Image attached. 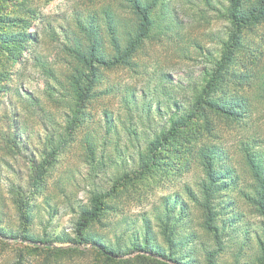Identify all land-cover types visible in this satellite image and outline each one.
<instances>
[{"label": "trees", "instance_id": "16d2710c", "mask_svg": "<svg viewBox=\"0 0 264 264\" xmlns=\"http://www.w3.org/2000/svg\"><path fill=\"white\" fill-rule=\"evenodd\" d=\"M202 1L207 10L218 13L227 26L224 38L218 39L216 50H206L199 42L189 45L203 53L208 63L199 81L191 80L186 86L173 85L168 74L157 72L140 93L134 87L118 84L108 86L103 92L98 89L105 84V69L125 66L138 76H146L148 68L146 70L144 65L140 71L137 68L141 65L137 66L132 61L135 54L142 52L148 43L167 40L186 50L189 43H186L184 32L187 27L176 15L175 0H114L100 8L88 7L86 14L77 10L75 22L62 30L65 42L63 56L58 60L60 68L52 66L38 54L40 37L36 31L29 32L34 27V21L41 20L40 17L32 15L29 20L9 19L8 28H13L14 32L6 33V25L0 26V50L9 55L10 66H22L24 60L42 73L47 80L48 99L62 111L61 121L58 122L41 108L36 98L28 93L16 92L18 99L27 105L26 111L32 107L41 110L47 134L45 139L40 138L39 153L34 154L30 162L33 174L29 181L30 193L23 192L21 187H13L20 230L8 234L0 224V238L10 236L14 240L20 238L41 245L54 242L92 245L108 261L122 259L133 251H146L173 264H201L199 249L194 250L191 246L196 236L181 235V230L189 225L192 213L178 193L162 198L161 204L154 210V218L144 219L143 228L133 235L134 239L127 248L119 243L109 244L89 230L90 225L100 221L109 209L106 201L115 196L119 189L133 177L148 174L161 166L162 153L169 149L173 141L184 136L195 118L202 117L208 127L211 115L243 123L252 112L248 99L224 95L226 88L222 87L225 81L222 76H226L227 69L235 63L238 53L244 48L241 29L264 22V0ZM53 33L55 36L56 33ZM25 52L30 54L29 58ZM259 71V76L263 75L259 82V90L263 94H257V99L262 100L264 64ZM1 81L4 86L0 87V95L11 92L13 88L9 85L14 82L12 76H4ZM187 92H190L188 99L180 102L178 95ZM119 94L120 112L115 114L106 110L101 121H93L88 111L90 102L103 95L118 97ZM22 95L26 99L23 100ZM91 121L93 126L82 139V162L89 171L90 182L102 177L108 185L94 189L88 203L77 206L68 194L67 183L70 180L58 179L55 186L59 195L68 200L67 206L76 214L73 237L65 233L39 235L34 227L37 221L38 224L43 223L42 209L32 199L37 194L45 193L44 183L48 175L52 174L60 157L74 144L78 130ZM156 121H159L158 124L152 126ZM25 128L21 124L19 130L9 135L10 150L18 147V134ZM258 141L257 138H248L242 142L240 149L253 180L241 196L262 217L255 227L247 224L245 215L237 213L233 203L227 199L238 188V178L229 166V155L222 146L202 144L200 139L194 151L185 150L177 154L181 165L179 173H189L195 166L200 174L195 187H184L190 201L203 212L202 228L207 235H212L216 243L214 249H218L206 250L207 264H215V255L225 252L228 246L237 250L238 255L253 249L258 264H264V152L256 146ZM169 151L173 152L174 148ZM73 178L69 177L71 180ZM45 203L47 207L44 209H50V217H53L58 208L51 205L49 198L45 199ZM223 237L228 238L230 243Z\"/></svg>", "mask_w": 264, "mask_h": 264}, {"label": "rangeland", "instance_id": "374dc122", "mask_svg": "<svg viewBox=\"0 0 264 264\" xmlns=\"http://www.w3.org/2000/svg\"><path fill=\"white\" fill-rule=\"evenodd\" d=\"M114 0H0V26L6 25L5 31L14 32L9 19L29 20L32 15L41 20L34 21V27L29 32H37L40 37L38 54L49 61L52 66L60 68L58 60L63 56V44L65 42L62 30L75 22L77 10L87 13L88 7L100 8L106 2ZM190 1V0H189ZM218 0H214L216 2ZM191 2V1H190ZM197 3V5L194 3ZM187 3L184 0H175L177 16L186 24L185 35L188 47L183 51L170 41H154L148 43L145 49L136 53L133 64L140 66L138 70L145 69L147 75H136L125 66L105 69V84L98 91L103 92L108 86L120 85L134 87L141 92L147 87V83L157 72L169 75L173 85H187L191 80L199 81L207 66L204 54L191 47L199 42L206 50H216L218 39L224 38L226 22L217 12L207 10L202 0H192ZM55 32V36L54 33ZM0 33L1 30H0ZM244 48L237 55L236 61L227 70L222 87L224 95L239 96L250 101L251 114L243 123H236L224 117L211 115L210 125L207 127L202 117L195 118L185 131L180 140L171 143L165 150L161 166L148 174L133 177L117 194L106 201L109 209L101 217L100 221L93 222L90 232L96 237L103 238L107 243L122 247L129 246L135 234L143 228L145 218H154L155 209L161 204L162 198L170 194H179L189 205L191 210L189 225L181 230V235L194 234L196 240L192 242V248L199 249L201 264H207L206 250H218L215 248V240L212 235H207L202 228L204 214L193 204L186 192V185L195 187L200 176L195 166L189 173H179L181 165L178 163L177 154L185 150L194 151L196 143L202 140V144L215 143L222 146L228 153L229 166L234 170L238 178V188L231 192L227 199L233 203L237 213L245 215L244 221L251 227H255L262 221V217L255 209L246 204L241 194L247 191L253 180L245 166L241 155L242 142L248 138H257L256 144L259 150L264 152V99H257V94H263L259 90V82L263 79L259 69L264 64V22H258L252 27L243 28L240 32ZM192 45L189 47V45ZM187 46V45H186ZM29 58L30 54L24 53ZM24 55V56H25ZM15 64L10 66L9 55L0 50V87L4 86L1 79L4 76H12L11 92L0 95V224L8 234L20 230V218L15 204L13 187L23 188V192L30 193L29 181L32 180L31 159L38 154L41 148L40 138L45 139L46 132L43 124V113L36 107L25 109V106L16 95L28 93L36 98L41 108L61 121V110L48 99L46 94L47 80L44 75L33 68L31 64ZM19 72V74H18ZM24 74V75H23ZM113 95H103L90 102L89 113L93 121L102 120L104 111L118 113L119 98ZM190 92L178 95L180 102L187 100ZM23 100L26 99L22 95ZM58 98V97H57ZM255 98V99H254ZM252 100V101H251ZM156 104H154L153 113ZM19 116H18V113ZM164 114V111H162ZM153 116V115H152ZM156 120L158 116L156 115ZM166 116V115H165ZM156 121L152 126H156ZM23 124L26 128L18 134L20 144L10 150V136L19 130ZM93 122L86 123L76 133L74 144L59 159L52 174H49L46 182L45 193L37 194L32 201L42 209L43 223L34 227L39 235L45 233L51 235L70 234L73 237L76 214L67 206L68 201L59 195L55 185L58 179L70 180L67 183L68 194L74 199L75 204L88 203L91 192L96 188L107 187V180L96 178L93 182L88 179V169L82 162V139L84 133L92 128ZM32 144L30 146H26ZM188 157V156H187ZM191 157V156H190ZM192 158V157H191ZM180 160V159H179ZM189 161H191L188 158ZM179 174V175H178ZM74 177L72 180L69 177ZM70 197V196H69ZM50 200L54 208H58L53 217H50V209L45 199ZM257 231V229H256ZM228 243V238L223 237ZM125 248V249H126ZM237 250L229 248L225 252H219L214 257L215 264H258L253 249H247L241 255ZM0 264H173L146 251H133L122 259L108 261L101 256L92 245L82 243L54 242L41 245L24 241L20 238L14 240L10 236L0 238Z\"/></svg>", "mask_w": 264, "mask_h": 264}]
</instances>
